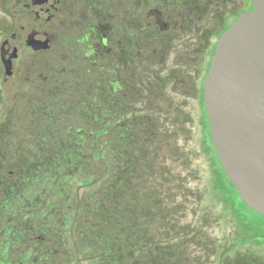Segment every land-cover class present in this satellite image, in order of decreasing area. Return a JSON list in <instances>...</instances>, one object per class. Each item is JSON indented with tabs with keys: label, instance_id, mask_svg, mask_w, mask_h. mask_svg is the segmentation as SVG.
<instances>
[{
	"label": "rangeland",
	"instance_id": "obj_1",
	"mask_svg": "<svg viewBox=\"0 0 264 264\" xmlns=\"http://www.w3.org/2000/svg\"><path fill=\"white\" fill-rule=\"evenodd\" d=\"M9 1L17 8L18 0ZM5 2L0 37L10 23ZM100 6L113 42L116 0ZM86 15L75 10L55 50L38 60L50 79L40 94L52 90V98L26 90V83L11 93L0 86V153L8 152L0 154V182L17 178L25 163L26 170L41 169L35 189L0 190V199L38 193L40 200L28 225L29 214L0 221V246L13 242L9 260L22 264L28 249L23 264H264V249L240 242L238 224L219 201L220 167L204 128L201 85L215 17L190 15L184 31H126L139 53L117 75L114 57L96 65L85 59L87 44L78 41ZM197 21L205 27L196 28ZM28 151L41 157V167ZM17 152L24 158L14 159ZM23 225L31 231L17 241Z\"/></svg>",
	"mask_w": 264,
	"mask_h": 264
},
{
	"label": "flooded vegetation",
	"instance_id": "obj_2",
	"mask_svg": "<svg viewBox=\"0 0 264 264\" xmlns=\"http://www.w3.org/2000/svg\"><path fill=\"white\" fill-rule=\"evenodd\" d=\"M94 1L98 5L94 4ZM9 3L10 1L6 0L5 4L8 8L10 23L0 37V62L2 67L0 86H3L2 90L5 93L6 91L7 93H11L15 88L17 89L26 83V90L33 91L38 96L50 95L51 98L52 95H55L52 90L49 93H44V95L40 94V92L47 90L41 88L42 83H48L50 79L48 76L41 74L38 60L40 57L51 54L55 50L58 38L57 33L69 28V25L65 21H70L69 18L79 8L82 9V12L87 13L83 18L86 22V33L78 41L80 46L87 44L88 52L85 55V59L93 57L92 64L96 65L98 61H104L106 57H114L117 64L114 73L117 75L123 69L126 71L127 67L131 68L134 61L133 56L136 58L139 53L137 41L125 38L126 31H133L135 33L151 30L162 34L170 31H184L191 21L189 19L190 15H195L197 20L207 17L208 21L212 16L215 17L211 25L214 27V34L211 35V38H214V43L211 44L209 51L207 67L209 72L211 59L216 52L220 36L241 15L253 9L252 0H116L117 9L114 18L118 21L115 23L117 34L116 39L110 42V29L112 27L110 23L105 24L103 21L105 11L104 7L100 6L103 0H18L17 8L15 9H10ZM218 7L221 13L223 11L225 14L220 30L216 29L218 17L214 11ZM126 13L131 17L125 21L122 16ZM195 25L196 28L201 29V27H205L206 23L202 24L197 21ZM158 47L157 45L153 49L154 53L158 52ZM120 68L121 71L119 72ZM100 69L101 71L103 70V65H100ZM206 70L204 71V81L201 85L202 90L208 74L207 72L205 75ZM89 72L91 71L87 73ZM119 85H121V82ZM47 86L52 87L53 84L51 83ZM5 131L6 127L3 132L5 133ZM36 137L34 135L35 141ZM0 154L4 158L8 152L3 150V153ZM28 154L35 158L34 152L28 151ZM13 156L17 160L24 158L21 152ZM40 158L37 155L35 159H38L39 166L41 167ZM26 164L28 163H25L21 167L19 176L14 178L13 181L10 183L0 182V190L16 189L17 186L23 190H33L35 187H38L37 176L41 175V169L34 168L33 170L28 165L30 169L26 170ZM7 172L11 176L14 174L11 169H7ZM32 177L35 180L33 183H30ZM37 194L34 195V199L29 200L0 199V221H2V218L9 217V222H20V219H22L20 217H26L28 214L24 221L27 225L29 222L36 220L37 213L35 212V208L40 202V200L36 199ZM32 224H36V222H32ZM27 225H23V233L22 231L19 232V236L14 239L23 241L29 235L27 232H30L31 229L28 231ZM6 233L11 236L12 228L8 227ZM30 240H35V238L33 237ZM12 245L13 242L7 240L3 243L4 247L0 246V259L2 260L0 264H14L9 260V256L13 250ZM28 251L26 249V253L22 256V264L31 254Z\"/></svg>",
	"mask_w": 264,
	"mask_h": 264
},
{
	"label": "water",
	"instance_id": "obj_3",
	"mask_svg": "<svg viewBox=\"0 0 264 264\" xmlns=\"http://www.w3.org/2000/svg\"><path fill=\"white\" fill-rule=\"evenodd\" d=\"M252 2L219 38L203 102L229 181L264 217V0Z\"/></svg>",
	"mask_w": 264,
	"mask_h": 264
},
{
	"label": "trees",
	"instance_id": "obj_4",
	"mask_svg": "<svg viewBox=\"0 0 264 264\" xmlns=\"http://www.w3.org/2000/svg\"><path fill=\"white\" fill-rule=\"evenodd\" d=\"M208 72V68L205 75ZM201 105L204 112V128L209 141L210 149L215 153L220 171L217 174L216 184L219 194V201L227 208L238 224V239L242 244H249L264 249V217L252 210L240 198L236 187L229 181L227 174L220 163L218 154L213 147V141L210 135V126L207 112L203 102V90L201 89Z\"/></svg>",
	"mask_w": 264,
	"mask_h": 264
}]
</instances>
